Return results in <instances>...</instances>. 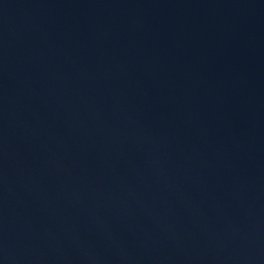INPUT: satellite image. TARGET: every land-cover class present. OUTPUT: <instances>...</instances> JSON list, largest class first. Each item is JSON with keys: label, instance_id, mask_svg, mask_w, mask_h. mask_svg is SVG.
Segmentation results:
<instances>
[{"label": "water", "instance_id": "obj_1", "mask_svg": "<svg viewBox=\"0 0 264 264\" xmlns=\"http://www.w3.org/2000/svg\"><path fill=\"white\" fill-rule=\"evenodd\" d=\"M0 264H264V0H0Z\"/></svg>", "mask_w": 264, "mask_h": 264}]
</instances>
